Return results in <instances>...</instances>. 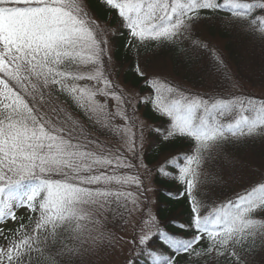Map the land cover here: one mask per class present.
<instances>
[{
	"label": "snow or ice",
	"instance_id": "obj_1",
	"mask_svg": "<svg viewBox=\"0 0 264 264\" xmlns=\"http://www.w3.org/2000/svg\"><path fill=\"white\" fill-rule=\"evenodd\" d=\"M100 3L120 18L137 58L153 48L174 49L190 64L207 54L219 91L190 93L137 62L149 91L126 92L109 67L108 30L86 0H0V225L19 224L0 227V264H264L255 259L264 257V177L241 183L204 215L196 195L206 162L232 165V152L264 143V97L246 94L224 55L194 35L199 23L218 20L259 42L264 87V0ZM137 103L166 122L147 126L162 151L189 144L155 169L184 185L191 215L171 221L174 231L147 206L153 189L139 169L152 170L142 160L146 123ZM21 207L37 215L24 223ZM109 216L121 231L131 224L132 235L108 227Z\"/></svg>",
	"mask_w": 264,
	"mask_h": 264
},
{
	"label": "trees",
	"instance_id": "obj_2",
	"mask_svg": "<svg viewBox=\"0 0 264 264\" xmlns=\"http://www.w3.org/2000/svg\"><path fill=\"white\" fill-rule=\"evenodd\" d=\"M86 2L91 12L99 21L108 23V26L114 29L110 41L118 70H123L122 77L124 83L135 88L142 87V78L134 74L133 66H135L139 59L143 60L147 58V54L155 52V48L147 53L141 49L139 58H137L133 51L130 50L127 30L120 27L121 20L115 11L110 12L109 9L97 0H86ZM213 21H217L218 24L206 28V38L211 40L208 41L210 45L215 47L214 42L221 44L222 49L218 50L224 55L228 67H234L238 70L235 74L242 77L244 85H261L260 64L262 61L260 43L257 42V45H251V38L243 35L238 29L228 28L218 20ZM168 60L172 63L170 68L173 70V76L175 75L181 82L200 88H204L202 86L210 82L206 89H217L215 87V81L218 77L212 71L211 60L207 54L192 57L190 64L189 60L186 57L182 58L176 50L162 48L158 49L156 54L147 59V62L155 64ZM252 62H254L255 67L253 70H250V64ZM197 64L206 65L198 67ZM231 71L233 72V70ZM203 74L206 76L202 77ZM150 107V105L146 104L142 109V117L144 120L152 124H164L165 121H162V118L156 115ZM149 138L152 146H148L144 153V161L148 166L156 164L161 157L184 150L187 151L189 148L188 143L176 140L167 147H164L162 151L163 146L160 143H153V141L157 140V135L149 133ZM230 159L233 161L232 165H228L223 157L206 162L209 168L213 169L212 173L216 179L214 180L213 176H211V180L205 187L201 197H197L198 199L201 201L204 200L207 204L215 197L217 199L221 198L220 196L229 198L239 190L241 183H253L264 177V143L261 141L258 140L232 152ZM153 183L156 186L153 202L155 214L159 217L160 221L167 225L170 231H174L175 229L170 223L171 221L178 220L186 222L191 215L184 188H181L173 178L163 177L159 173L154 176ZM169 193L173 195L170 196ZM23 222L27 223L25 220ZM0 240L1 243L5 242L2 237H0ZM255 259L259 262L264 257L257 254Z\"/></svg>",
	"mask_w": 264,
	"mask_h": 264
},
{
	"label": "rangeland",
	"instance_id": "obj_3",
	"mask_svg": "<svg viewBox=\"0 0 264 264\" xmlns=\"http://www.w3.org/2000/svg\"><path fill=\"white\" fill-rule=\"evenodd\" d=\"M109 55H110V47H109ZM110 66H113V62L111 61V64H110ZM153 67L155 68V69H163V71L160 73V74H162V75H172V73L170 72V70H169V66H168V64H165V65H163V64H160V65H153ZM150 75H151V73H149ZM116 81H117V83L126 91V92H132V90L129 88V86H127V85H124V84H122V82H121V80H120V77L119 76H116ZM139 113L141 114V112L139 111ZM147 140H146V138H145V142H146ZM109 143H112V141H108ZM145 145V144H144ZM143 152V151H142ZM128 155L129 156H132L131 155V153H128ZM139 174L140 175H143V180H144V182H145V186H148V187H153L152 186V184H151V179L150 178H148V177H146V175L144 174V168L143 167H141L140 169H139ZM134 187V186H133ZM153 189V188H152ZM149 195H150V198H153V190L152 191H150L149 192ZM152 203V202H151ZM152 204H151V210H153V208H152ZM28 212V210H27V208L26 207H21V208H19V209H16V215L18 216V217H20V216H22V215H24L25 213H27ZM133 219L135 220V221H139L140 220V215H139V212H137L136 214H135V216L133 217ZM16 226V222H14V221H12V220H8L6 223H4L3 225H0V227H4V228H6V229H9V228H13V227H15ZM115 228V230H117V231H121V226H120V223L116 226V227H114ZM132 232H133V228H132V225L131 224H128L127 226H126V231H121V234L122 235H124L126 238L127 237H130L131 235H132ZM125 250L127 251V246H126V248H125ZM118 259H120V260H122L123 259V257H119Z\"/></svg>",
	"mask_w": 264,
	"mask_h": 264
}]
</instances>
